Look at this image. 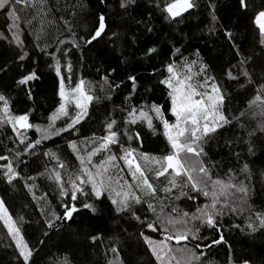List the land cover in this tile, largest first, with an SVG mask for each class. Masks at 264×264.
<instances>
[{"label":"trees","instance_id":"obj_1","mask_svg":"<svg viewBox=\"0 0 264 264\" xmlns=\"http://www.w3.org/2000/svg\"><path fill=\"white\" fill-rule=\"evenodd\" d=\"M118 2L105 0L101 4L100 0H46L50 11L45 17L41 39L36 38V31L41 27L39 17L32 19V10L29 9V24L24 22V14H21V46L11 41V32L7 30V24L11 21L0 10V37H7L0 38V94L9 98L13 114L28 113L33 125L48 124V118L58 108L60 101V78L54 70L53 56L61 62V74L66 78V87H74L83 79L88 82L94 94L100 97L89 105L88 115L74 130L42 141L31 155L24 154L20 158L23 163L17 161L15 153L23 151L24 146L19 144L10 126L0 124V155L9 156L24 177L9 185L3 180L0 169V198L5 201L13 218L18 220L25 239L34 249L31 264H61L66 256L72 264H109V261H118L119 264H158L140 232L143 231L154 240L163 239L164 233L151 232L127 214L115 213L107 198L89 201L97 208L95 214L81 208L70 221L54 220L53 213L61 215L63 212V198L58 195L55 184L46 178L56 162L42 153L51 151L59 155L66 165L67 179V174L79 165L67 146L68 141L75 140L81 148L91 150V144H86V141L103 135L105 122L110 117L122 125L125 113L121 109L126 107V103L133 106L151 103L162 105L165 117L172 120L167 111L170 106L167 90L159 81L167 75L165 67L169 61H175L178 65L182 63V58L171 51L175 47H179L183 57L189 60L195 59L194 53L199 51L203 61L209 65V74L217 78L227 94L225 114L234 117L231 125L219 129L203 145L207 153L205 164L210 168L213 179H226L231 169L237 181H244L251 186L248 203L252 210L264 212V132L260 130L264 117L254 116L251 112L241 116L248 108V101L253 98L259 83L264 82V44L260 43L259 30L253 23L256 11L264 8V0H252L251 6L244 10L240 9L238 0H196L197 7L184 13L182 18H178L179 22L163 17L156 7L157 3L162 6V0H136L127 11L119 8ZM209 4L214 5L216 21L212 20ZM100 12H105L109 17V26L120 32L119 46L113 45L105 37L100 43H81L80 48L73 47L70 42L73 39L79 41L80 37L86 38ZM146 24L152 28L151 32L146 31ZM225 31L232 32L231 41L224 35ZM61 40L65 43L60 44ZM233 44L239 46L244 56L251 57L245 65L252 75L251 84L242 76L239 81H233L225 75L227 69L237 63ZM148 47H156L158 54L145 56ZM57 48L62 51L68 49V55L61 58ZM25 51L28 56L21 61L19 54ZM69 61L73 65L71 81L67 79L69 73L65 67ZM29 71H35L39 79L27 85H19L17 81ZM127 75L137 77V90L126 102L125 98L131 91ZM104 76H108L109 82L120 83L123 80L124 83L109 93L108 86L102 80ZM29 90L31 98L28 96ZM108 95L111 99H105ZM64 119L56 121V127L62 126ZM153 125L155 134L145 125L131 126L132 131L140 133L142 143H128L150 155H166L171 149L163 135V128L156 120ZM26 135L29 140L39 138L35 128L28 130ZM249 146L252 152L248 151ZM112 151L119 155L116 147ZM235 153H240L239 157ZM99 159V156L94 157L95 162ZM3 163L5 161H0V164ZM245 164L249 165L250 175L241 172ZM120 165L124 167L122 161ZM40 173H45V176H40ZM123 175L130 181L126 168ZM29 176L36 177V180H28ZM149 176L158 189L167 183L165 177L156 179L151 173ZM25 183H35L36 199H33ZM45 193L47 196L41 199ZM159 195L163 197L164 193L160 192ZM208 202L203 196L195 200L182 197L175 201L179 208L190 212ZM137 213L143 218L144 207L137 206ZM146 215L152 218L151 213ZM248 216L249 212L245 211L220 217V231L227 243L211 247L206 245L217 239L219 233L204 225L199 226L202 239L193 243L201 245L198 251L206 254L202 257L205 264H242L245 259L250 264H264V229L258 228L254 233L247 229ZM20 217L23 219L19 220ZM49 220H53L52 228L47 226ZM237 224L240 228L235 227ZM93 235L102 236L103 242L93 243L90 239ZM170 243L176 246L174 241ZM186 243L188 247H193V243ZM112 246L118 248L117 254L109 250ZM17 257L15 246L0 223V264H20Z\"/></svg>","mask_w":264,"mask_h":264},{"label":"snow or ice","instance_id":"obj_2","mask_svg":"<svg viewBox=\"0 0 264 264\" xmlns=\"http://www.w3.org/2000/svg\"><path fill=\"white\" fill-rule=\"evenodd\" d=\"M251 2L252 0H238L242 10L249 8ZM100 3L104 4L105 0H100ZM135 3L136 0H119L118 6L127 11ZM156 7L160 9L165 19L179 22L178 18H182L183 14L189 10L195 9L197 3L196 0H162V6L161 3H157ZM208 7L212 9V20L216 21L214 5L209 4ZM29 9L32 10V19L39 17L40 20L41 27L36 31V38L39 40L45 27V17L50 11L46 6V0H0V10L5 13L7 20L11 21L7 24V30L11 32V41H15L17 46L23 44L20 38L21 14H24L25 23H31L27 19ZM108 20L109 17L105 12L98 13L87 37H80L79 41L73 39L70 42L71 45L80 48L81 43L92 45L94 42L100 43L107 37L109 42L118 47L121 34L109 26ZM253 23L259 30L260 43L264 44V8L256 11ZM67 24L68 22L65 21V25ZM145 28L148 32L152 31L147 24ZM224 35L230 41L233 38L230 31H225ZM0 38L7 39V37ZM59 43L64 44L65 41L61 40ZM37 47H39L38 44ZM232 47L235 50L237 63L231 65L225 75L233 81H239L242 76L251 84L252 75L245 67L251 57L244 56L239 46L233 44ZM57 51L61 52V58L68 55V49L62 51L57 48ZM171 51L182 58V63L178 65L175 61H169L165 67L167 75L159 83L167 90V97L170 101L167 111L170 112L172 120L165 117L162 105L151 103L133 106L126 103V107L121 109L125 113L122 125L110 117L105 122L104 134L86 141V144H91V150L87 147L81 148L75 140L68 141L67 146L72 150L79 165L67 174V179H65L66 165L59 155L51 151H45L42 154L56 162L46 178L55 184L58 195L63 198L61 203L63 212L61 215L53 213L54 220L70 221L81 208L95 214L97 208L89 201L93 199L102 201L107 198L115 213L127 214L142 228H147L151 232L164 233L163 239L154 240L149 235H145L143 231L140 232V236L158 264H205L202 257L206 254L198 251L201 245L193 243L202 239L199 235L200 225L219 233L217 239L212 240L210 245H206V247H211L227 243L220 231V217L228 213L247 211L249 212L247 229L254 233L258 228L264 229V212L252 210L248 203L252 191L251 186L245 184L244 181H237L236 177L231 174V169L226 179L220 177L213 179L210 168L205 164L204 158L207 153L203 145L207 140L212 139L219 129L232 124L234 117L230 118L225 114L224 105L227 94L217 78L209 74V65L203 61L198 50L194 53L196 58L191 60L183 57L179 47ZM152 54H158L156 47H148L144 53L145 56ZM27 56L28 52L25 51L19 54L18 58L23 61ZM53 59L55 60V73L60 78L58 92L60 101L58 108L48 118L49 122L46 126L30 123L28 113L13 114L9 98L0 94V124L10 126L19 144L24 146L23 151L15 153V158L20 163H23L20 158L24 154L31 155L42 141L74 130L76 125L88 115L89 105L100 99L94 94L88 82L83 79H80L74 87H66V78L61 74V62L55 56ZM65 67L69 73L67 79L71 81L73 65L69 61ZM193 69L196 71L194 72ZM112 71L115 72L116 69ZM161 75L164 74L161 73ZM37 79H39L37 73L29 71L22 75L17 83L27 85L30 81ZM126 79L131 85L129 96L125 98L127 102L137 90V77L127 75ZM102 80L108 86L109 93L124 83L123 80L120 83L109 82L108 76L102 77ZM28 96L31 98L30 90ZM105 99H111V96L108 95ZM249 112L254 116L264 117V82L259 83L253 98L248 101V108L241 113V116ZM62 118H66L63 125L56 127V121ZM154 120L160 122L163 135L171 149L163 156L138 151L137 148L131 146V143H128L132 141L142 143L140 133L131 130L133 125H145L155 134ZM33 128L39 133V138L29 140L26 133ZM260 130L264 132V121L260 123ZM126 143H128L127 147H125ZM113 147L118 149L119 155L112 151ZM248 151H253L251 146ZM235 155L239 157L240 153H235ZM98 156L100 159L95 162L94 157ZM0 161H5L0 164V169H2V178L7 184L11 185L13 181L24 179L9 156L0 155ZM120 161L123 162L124 167H121ZM125 168L127 176L131 178L130 181L123 175ZM241 172L250 175L249 165L245 164ZM149 173L156 179L165 177L167 183L158 189L151 182ZM39 175L45 176V173ZM247 178L246 175L245 179ZM27 179L35 181L36 177L29 176ZM25 187L32 193L33 199H36L35 183H25ZM160 192L164 193L163 197H160ZM46 196L47 193L41 199ZM198 196L205 197L209 202L197 206L193 212L181 209L175 203L182 197L195 200ZM137 206L144 207L143 218L137 213ZM147 213H151L152 218H149ZM22 219V217L19 218V220ZM0 223L7 230V236L11 238L15 246L20 264H31L34 249L25 239L18 220L13 218L2 198H0ZM47 226L52 228L53 220L47 221ZM235 227L240 228V225L237 224ZM90 239L93 243L103 242V237L99 235H93ZM172 241L175 242V247L171 245ZM182 242L193 243V247H188L187 243L182 245ZM109 250L114 254L118 253L116 246L110 247ZM61 264H72V262L66 256ZM109 264H119V262L109 261ZM242 264H250V261L245 259Z\"/></svg>","mask_w":264,"mask_h":264},{"label":"water","instance_id":"obj_3","mask_svg":"<svg viewBox=\"0 0 264 264\" xmlns=\"http://www.w3.org/2000/svg\"><path fill=\"white\" fill-rule=\"evenodd\" d=\"M184 243H186V242H182V244H184Z\"/></svg>","mask_w":264,"mask_h":264}]
</instances>
